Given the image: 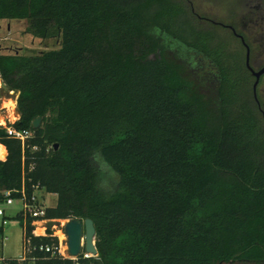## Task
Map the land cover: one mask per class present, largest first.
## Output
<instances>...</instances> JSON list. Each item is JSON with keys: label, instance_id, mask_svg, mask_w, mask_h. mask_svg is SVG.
<instances>
[{"label": "trees", "instance_id": "1", "mask_svg": "<svg viewBox=\"0 0 264 264\" xmlns=\"http://www.w3.org/2000/svg\"><path fill=\"white\" fill-rule=\"evenodd\" d=\"M0 20L59 40L0 53V94L32 132L22 149L0 127V196L39 185L57 199L45 218L92 220L97 251H40L57 239L28 219L25 259L1 264H264L260 104L225 38L175 0H0Z\"/></svg>", "mask_w": 264, "mask_h": 264}, {"label": "rangeland", "instance_id": "2", "mask_svg": "<svg viewBox=\"0 0 264 264\" xmlns=\"http://www.w3.org/2000/svg\"><path fill=\"white\" fill-rule=\"evenodd\" d=\"M175 1L182 7L187 20L194 29L206 32L217 31L219 36L225 38V41L229 42L231 53L236 54V59L240 63L243 58L245 59L246 69V49L235 34L242 37L249 47L250 67L257 71L264 66V0ZM27 26V21L0 20L1 54L34 55L59 48L58 39H35L27 33ZM230 27L234 28L235 34ZM204 77V74H202V79ZM252 81H254V78ZM252 81L251 83H253ZM248 97H251L249 92ZM16 98L17 96L12 93L0 94V122H6L4 116L7 112L9 113L8 120H16L17 116L14 111ZM256 99L260 104V125L264 134V75L260 78L256 87ZM40 195L41 192L37 191V196ZM42 195L43 198L40 200L46 207L56 205L55 195L45 194V192ZM21 208L22 206L18 201H15L11 206L4 207L7 220V224L4 226H2L0 218V228L2 227L0 249H2L4 257L8 259H19L22 255L21 226L19 220L15 219ZM47 228L51 231V224H48ZM1 241H3L2 244Z\"/></svg>", "mask_w": 264, "mask_h": 264}, {"label": "built area", "instance_id": "3", "mask_svg": "<svg viewBox=\"0 0 264 264\" xmlns=\"http://www.w3.org/2000/svg\"><path fill=\"white\" fill-rule=\"evenodd\" d=\"M1 80V78H0ZM2 81H0L1 86ZM1 89V88H0ZM19 119L16 117V120H6V122L1 123L0 127L4 128L7 135L20 142L22 149L25 147L27 141L32 137V132L29 130H18L13 124ZM36 148H34L35 150ZM32 170V167L29 168V171ZM37 191L41 192L40 196H37ZM43 190L39 187V185L33 186V192L30 197L27 196L24 187H21L20 190L14 192H4L0 196V218L2 220V226L7 224V220L5 218V210L4 207L11 206L15 201H18L22 208L17 215L21 218L22 228L25 231V225L27 220H30V224L33 227V236L35 237H46L52 236L57 239L56 246H45L39 247L40 251H44L51 256H59L61 258H69L72 260H77V258H70L67 254L66 247V237L64 235V224L68 222L69 219L66 220H47L45 218L46 207L43 202L40 200L43 198ZM13 193L19 194L17 198L12 196ZM46 194V193H45ZM42 196V197H41ZM51 224L50 234L48 233L47 225ZM83 244V239H82ZM81 244V247H82ZM24 252L19 261H23L25 259V254L27 252L26 244H24ZM83 258H90V255H87L83 252L81 248V254Z\"/></svg>", "mask_w": 264, "mask_h": 264}, {"label": "water", "instance_id": "4", "mask_svg": "<svg viewBox=\"0 0 264 264\" xmlns=\"http://www.w3.org/2000/svg\"><path fill=\"white\" fill-rule=\"evenodd\" d=\"M230 29L234 32V30L230 27ZM235 34V32H234ZM242 44L245 46L246 49V67L251 73V76L254 78L253 83V95L256 100V87L260 81V78L264 75V66H262L259 70H253L249 65V48L245 44L242 37H240ZM0 88L4 92H8L7 88L3 83H1ZM18 96L17 92H12ZM15 115L19 117V111L17 107L14 109ZM41 118H35L32 122V128L37 129L40 126ZM7 153H5L6 157ZM64 235L66 237V247H67V254L70 258H77L81 254V248L83 252L90 257H96L97 251L94 243L95 238V228L93 225L92 220L85 219H70L68 222L64 224ZM83 239V244H82ZM82 244V247H81Z\"/></svg>", "mask_w": 264, "mask_h": 264}, {"label": "crops", "instance_id": "5", "mask_svg": "<svg viewBox=\"0 0 264 264\" xmlns=\"http://www.w3.org/2000/svg\"><path fill=\"white\" fill-rule=\"evenodd\" d=\"M8 112H7V114L4 116V118L7 120L8 119ZM0 149L2 150V153L0 154V158H4V155H5V153H6V150H5V148L4 147H2V146H0ZM20 226H21V224H20ZM2 232V227L0 228V233ZM21 236H22V238H21V244H22V255H23V252H24V238H23V236H24V231H23V228H22V226H21ZM2 242L3 241H1V244H2ZM0 254H1V256H0V261L2 262L4 259H8V258H6V257H4V255H3V253H2V249H0ZM21 255V256H22ZM21 258V257H20ZM19 258V259H20ZM18 259V260H19Z\"/></svg>", "mask_w": 264, "mask_h": 264}, {"label": "bare ground", "instance_id": "6", "mask_svg": "<svg viewBox=\"0 0 264 264\" xmlns=\"http://www.w3.org/2000/svg\"><path fill=\"white\" fill-rule=\"evenodd\" d=\"M12 104V103H11ZM3 120V119H2ZM1 123H3V122H1ZM2 153V150L0 149V154Z\"/></svg>", "mask_w": 264, "mask_h": 264}, {"label": "flooded vegetation", "instance_id": "7", "mask_svg": "<svg viewBox=\"0 0 264 264\" xmlns=\"http://www.w3.org/2000/svg\"><path fill=\"white\" fill-rule=\"evenodd\" d=\"M235 36H236V37H239V39H240V36H237L236 34H235ZM240 41H241V40H240Z\"/></svg>", "mask_w": 264, "mask_h": 264}]
</instances>
